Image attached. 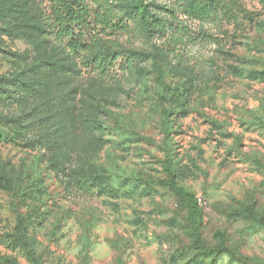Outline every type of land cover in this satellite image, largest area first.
<instances>
[{"label":"rangeland","instance_id":"rangeland-1","mask_svg":"<svg viewBox=\"0 0 264 264\" xmlns=\"http://www.w3.org/2000/svg\"><path fill=\"white\" fill-rule=\"evenodd\" d=\"M203 1L191 65L106 86L0 0V89H37L0 105V264H264V0Z\"/></svg>","mask_w":264,"mask_h":264},{"label":"trees","instance_id":"trees-1","mask_svg":"<svg viewBox=\"0 0 264 264\" xmlns=\"http://www.w3.org/2000/svg\"><path fill=\"white\" fill-rule=\"evenodd\" d=\"M43 23L42 35L75 59L81 71L103 84L119 85L132 76L150 70L164 84L167 62L189 66L194 51H201L210 38L218 17L203 0H33ZM197 64V63H196ZM45 63L44 69L53 67ZM194 66V65H192ZM19 82L11 90L8 82L0 89V105H8L21 89L36 92L33 86ZM8 88V90H7ZM24 129L28 130L25 125ZM170 187L180 197L193 202L194 196L174 180ZM193 212V206H192ZM16 239L32 254L25 241L21 218ZM204 256L219 252L200 249Z\"/></svg>","mask_w":264,"mask_h":264}]
</instances>
